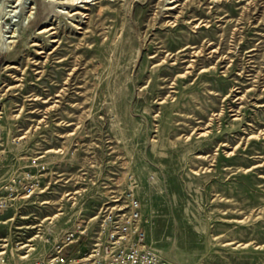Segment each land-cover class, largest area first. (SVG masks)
<instances>
[{
	"label": "rangeland",
	"instance_id": "374dc122",
	"mask_svg": "<svg viewBox=\"0 0 264 264\" xmlns=\"http://www.w3.org/2000/svg\"><path fill=\"white\" fill-rule=\"evenodd\" d=\"M172 2L0 0L8 264L131 191L174 264H264V0Z\"/></svg>",
	"mask_w": 264,
	"mask_h": 264
},
{
	"label": "built area",
	"instance_id": "2783aa9c",
	"mask_svg": "<svg viewBox=\"0 0 264 264\" xmlns=\"http://www.w3.org/2000/svg\"><path fill=\"white\" fill-rule=\"evenodd\" d=\"M24 177L31 188L39 187V175L27 172ZM4 187L7 193L0 195V212L11 207L15 194L12 184ZM124 199L123 205L102 209L95 229L89 231L82 224L69 228L47 256L25 264H174L146 244L141 200L133 191ZM0 264L8 262L0 259Z\"/></svg>",
	"mask_w": 264,
	"mask_h": 264
},
{
	"label": "bare ground",
	"instance_id": "6f19581e",
	"mask_svg": "<svg viewBox=\"0 0 264 264\" xmlns=\"http://www.w3.org/2000/svg\"><path fill=\"white\" fill-rule=\"evenodd\" d=\"M77 3H78V1H77ZM172 3H174L173 5L175 6V8L176 7H178V0H173V2ZM74 4H76V2L74 1ZM173 6V7H174ZM32 9L34 8V6L33 7H31ZM169 8V7H168ZM174 11V10H173ZM33 12V11H32ZM85 14H87V13H85ZM72 15H73V13H72ZM30 16H31V14H30ZM31 22H33V20H31ZM48 22V21H47ZM46 22V23H47ZM57 27L56 26H54L53 24H51V25H48L47 24V26L44 28V29H42V31H41V33H43V32H49V31H51V34H54V33H58V31H57V29H56ZM14 32V31H13ZM16 32V31H15ZM15 32H14V35H10V37H14L15 38ZM19 36V35H18ZM56 36V35H55ZM55 41L57 40V41H59L58 39H54ZM52 41V40H51ZM10 44H12L13 45V47L15 46V45H17V39H10ZM8 42V43H9ZM34 43V45H38L39 43L38 42H36V41H33ZM78 45V44H77ZM13 47H11V45H10V48L12 49ZM43 48V47H42ZM39 51V50H38ZM41 52H45L44 50H41L39 53H41ZM52 52V51H51ZM30 59V58H29ZM61 61V60H60ZM18 66V65H17ZM15 68V67H14ZM17 70V69H16ZM11 71V70H10ZM24 73H25V71H24ZM20 78V77H19ZM8 85V84H7ZM63 90V89H62ZM60 93V92H59ZM38 98V97H37ZM0 222H3V221H0ZM28 251V250H27ZM6 253V251H0V259L1 260H4L5 262H9L10 261V257H8V255L7 254H5ZM27 255H23V256H21V258H24V257H26ZM19 261V260H18Z\"/></svg>",
	"mask_w": 264,
	"mask_h": 264
}]
</instances>
